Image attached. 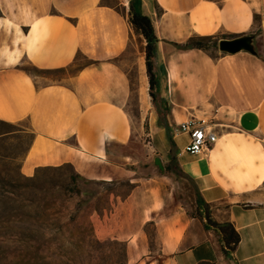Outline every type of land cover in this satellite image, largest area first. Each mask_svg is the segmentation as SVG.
Returning <instances> with one entry per match:
<instances>
[{
    "label": "crops",
    "instance_id": "crops-1",
    "mask_svg": "<svg viewBox=\"0 0 264 264\" xmlns=\"http://www.w3.org/2000/svg\"><path fill=\"white\" fill-rule=\"evenodd\" d=\"M104 1L0 0V120L27 122L34 134L20 165L25 177L63 165L88 181L127 175V164L118 166L115 154L132 137L126 111L130 83L112 60L128 48L130 28ZM142 5L159 40L162 96L169 104L178 166L210 206L211 218L231 223L240 241L225 256L218 232L206 229L204 219L188 217L180 205L169 217L105 223L103 234L96 228V235L123 241L127 264H264L263 63L235 55L214 59L170 44L193 35L263 33L264 0H142ZM78 55L95 63L59 81L25 72L26 66L64 68ZM190 118L205 122L217 137L197 156L183 151L188 137L182 141L185 134L178 129ZM152 222L160 263L151 257L144 231Z\"/></svg>",
    "mask_w": 264,
    "mask_h": 264
},
{
    "label": "rangeland",
    "instance_id": "rangeland-1",
    "mask_svg": "<svg viewBox=\"0 0 264 264\" xmlns=\"http://www.w3.org/2000/svg\"><path fill=\"white\" fill-rule=\"evenodd\" d=\"M104 3L114 6L120 16L126 17L130 28L128 48L112 60L127 74L130 83L126 111L132 124V137L130 144L119 148L115 154L118 166L127 164V175L120 172L108 182L80 178L77 181L80 194L76 196L71 194L70 168L45 170L38 173L36 181L46 182L44 188H33L20 172L31 139L28 123L22 122L26 133L0 142V264H123L119 256L121 248L109 245L110 239H99L96 228L102 235L105 223L121 225L130 217L136 222L138 218L150 216L169 217L173 207L179 205L188 217L198 218L196 184L185 175L166 170L171 159L173 134L167 120L169 104L162 96L164 74L158 43L148 44L142 30L131 21L129 3L125 6L118 5L119 0ZM134 7L143 14L142 0ZM243 36L253 37L256 54L242 51L234 55L258 58L264 67V32L257 30ZM205 54L214 59L229 55L218 48ZM25 69L54 81L68 75L42 74L29 66ZM5 130L7 128L0 126V133ZM181 140L186 141V135L181 136ZM123 156L128 159H122ZM156 159L161 167L155 164ZM46 203L54 205L48 216L40 209ZM144 231L150 255L160 263L159 240L153 222L146 224ZM44 242L47 243L44 245Z\"/></svg>",
    "mask_w": 264,
    "mask_h": 264
},
{
    "label": "trees",
    "instance_id": "trees-1",
    "mask_svg": "<svg viewBox=\"0 0 264 264\" xmlns=\"http://www.w3.org/2000/svg\"><path fill=\"white\" fill-rule=\"evenodd\" d=\"M141 0H131L129 2V16L131 18V21L134 23L136 27H139L142 30V34L147 41L148 44L154 45L159 42L154 27L151 23V20L148 16L141 14L140 12H137L135 9V3H140ZM243 35H226L225 37H219L218 35H211V36H200V35H193L189 39H187L183 43H176V42H170V44L175 47L177 50L180 51H190V50H199L205 53H209L211 50H216L218 48V43L220 40H232L238 37H241ZM84 61L81 63V61ZM95 62L88 59L87 57L78 55L76 57L75 61L64 68L55 69V70H46V71H38L36 69H33L37 72H40L42 74H57V73H67L69 76H73L76 73H78L80 70H82L85 67L93 65ZM25 72L27 74H32L30 71L25 69ZM0 126L7 128V130L0 133V142L8 140L13 135H21L26 133V131L21 127V122L18 123H9L5 121L0 120ZM31 139L29 141L28 147L26 151L28 150L33 138L34 134L30 132ZM171 147H172V153H171V159L170 164L166 167L167 171L173 172L177 175H185L179 168L177 160H176V146L174 141H171ZM26 151L24 153V156L26 154ZM23 156V158H24ZM70 168L72 170L71 174L69 175L68 179L70 182V185L73 186V190L71 194H75L76 196H79L80 191L77 188V181L80 179V176L77 175L70 165H63L60 167H45V168H39L35 171L34 175L31 177H23L24 180L29 181L32 183V187L35 189H42L44 188V185L46 184H40L36 183L38 178V173L40 171H47V170H61L63 168ZM188 178V177H187ZM69 198H72L69 197ZM195 203H196V209L198 211V218L205 220V228H214L219 236H220V243H221V250L222 253L227 256L230 251L234 249V247L239 243L240 237L237 231L234 229L233 225L229 222L225 223H218L214 221L211 218V212H210V206L206 204L199 193V191L195 190ZM41 213L45 214L46 216L51 214V211L54 210V205L52 203H46L41 208ZM89 226L92 230V224L89 223ZM47 242H44V245ZM109 245L120 247L121 248V254L119 255L121 258V263L127 264V249L126 244L123 242H119L117 240H109L107 241ZM117 262V261H114Z\"/></svg>",
    "mask_w": 264,
    "mask_h": 264
},
{
    "label": "built area",
    "instance_id": "built-area-1",
    "mask_svg": "<svg viewBox=\"0 0 264 264\" xmlns=\"http://www.w3.org/2000/svg\"><path fill=\"white\" fill-rule=\"evenodd\" d=\"M179 132L187 135L188 141L183 151L190 156L200 155L208 150L200 149V141H208L209 149L217 141L216 135L211 131L208 125L196 118H190L178 126Z\"/></svg>",
    "mask_w": 264,
    "mask_h": 264
},
{
    "label": "water",
    "instance_id": "water-1",
    "mask_svg": "<svg viewBox=\"0 0 264 264\" xmlns=\"http://www.w3.org/2000/svg\"><path fill=\"white\" fill-rule=\"evenodd\" d=\"M218 50L229 55H234L242 51L252 55L256 54L253 45V37L251 36H242L232 40H220L218 43ZM155 164L161 167L158 159L155 160Z\"/></svg>",
    "mask_w": 264,
    "mask_h": 264
},
{
    "label": "bare ground",
    "instance_id": "bare-ground-1",
    "mask_svg": "<svg viewBox=\"0 0 264 264\" xmlns=\"http://www.w3.org/2000/svg\"><path fill=\"white\" fill-rule=\"evenodd\" d=\"M200 149L201 150H209V143H208V141H200Z\"/></svg>",
    "mask_w": 264,
    "mask_h": 264
}]
</instances>
